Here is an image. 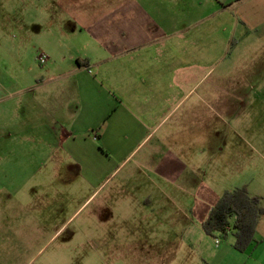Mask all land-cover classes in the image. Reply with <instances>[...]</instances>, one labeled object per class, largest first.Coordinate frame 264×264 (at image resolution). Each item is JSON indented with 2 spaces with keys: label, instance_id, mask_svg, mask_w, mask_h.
Wrapping results in <instances>:
<instances>
[{
  "label": "crops",
  "instance_id": "0c3cea01",
  "mask_svg": "<svg viewBox=\"0 0 264 264\" xmlns=\"http://www.w3.org/2000/svg\"><path fill=\"white\" fill-rule=\"evenodd\" d=\"M11 2L0 1L17 13L4 14L0 35L21 34V73L31 76L10 81L0 63V104L17 111L21 94V134L0 131V144L21 137L7 146L21 148L20 166L0 148V207L6 183L38 186L46 167L50 185L58 174L73 184L76 170L94 187L115 179L120 195L133 187L160 202L216 197L210 186L227 173L264 208V0H19L21 22ZM37 50L46 61L26 66ZM56 196L21 195L19 208L0 212V264H21L40 243ZM254 238L238 252L231 234L201 229L194 264H264V214ZM152 241L144 246L158 252L173 244Z\"/></svg>",
  "mask_w": 264,
  "mask_h": 264
},
{
  "label": "rangeland",
  "instance_id": "374dc122",
  "mask_svg": "<svg viewBox=\"0 0 264 264\" xmlns=\"http://www.w3.org/2000/svg\"><path fill=\"white\" fill-rule=\"evenodd\" d=\"M0 1L14 4L12 0ZM20 5L19 0H16L20 12L18 19L21 22ZM11 12L16 13L13 10L5 13L12 16ZM5 13L0 10V20ZM40 56L38 50L34 51L33 57L27 54L24 57L25 65L31 62L34 66H39ZM21 61H23L21 34L17 30H11L9 35L6 33L0 35V63L8 68L7 76L10 81L20 82V85L22 77L31 76L27 71L21 73ZM33 95L31 92L30 96ZM16 99L19 104L17 111H12L14 104L10 101L0 104L2 132L20 131L21 134V94ZM18 142L21 143V137L10 141L2 140L0 148L10 151L7 146L10 148L17 146ZM19 145L21 147V144ZM3 160H7L13 169L20 166L21 148L13 150V153L10 151V154L4 153ZM226 174L222 173L219 176L221 179H217L210 186L212 192L217 194L216 197L209 193L202 199L160 202L150 197L139 199L130 191L134 189L133 187H123L125 195H120V189L115 186V179L102 187H94L84 182L76 170L73 184L62 185L64 178L58 174L57 180L50 185V180L55 177L53 172L45 167L41 176L36 175L33 178L41 186H36L30 181L23 186L6 183L7 186L4 188L11 199L0 207V212L19 208L21 195L26 197L36 193L47 195L50 194V190L54 196L57 195L55 205L52 204L56 206L53 208L57 213L56 218L52 219V224L46 227L48 228L46 231L43 230L40 243L34 244L30 250L22 253L21 264H183L184 261L186 264H194L190 239L201 230V222L205 219L204 216L206 217V211L214 206L225 191L232 190L236 184H241L239 183L241 178L229 177V183H225L223 178L227 177ZM233 174L236 175L237 171ZM155 189L154 186L147 189L152 190L153 197L156 196ZM152 210H163L164 215ZM0 217V221L7 220L3 219L2 214ZM12 220L9 224L17 225ZM44 220L48 222V219ZM166 236L171 244L173 242L168 251L161 249L158 252V246L156 250L144 246L148 239L159 244L161 240H166Z\"/></svg>",
  "mask_w": 264,
  "mask_h": 264
},
{
  "label": "trees",
  "instance_id": "16d2710c",
  "mask_svg": "<svg viewBox=\"0 0 264 264\" xmlns=\"http://www.w3.org/2000/svg\"><path fill=\"white\" fill-rule=\"evenodd\" d=\"M264 208L258 198L249 196L245 186L225 191L201 223L203 232L212 237H234L233 247L244 252L255 242V229Z\"/></svg>",
  "mask_w": 264,
  "mask_h": 264
},
{
  "label": "built area",
  "instance_id": "2783aa9c",
  "mask_svg": "<svg viewBox=\"0 0 264 264\" xmlns=\"http://www.w3.org/2000/svg\"><path fill=\"white\" fill-rule=\"evenodd\" d=\"M39 61L41 62V63H43V62H45L46 61V57L44 56V55H41L40 57H39ZM219 242L216 240L215 241V244H218Z\"/></svg>",
  "mask_w": 264,
  "mask_h": 264
}]
</instances>
